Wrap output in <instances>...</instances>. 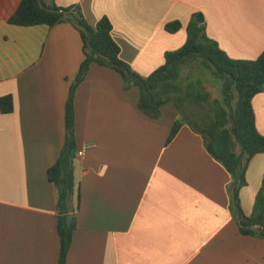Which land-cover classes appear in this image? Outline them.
Wrapping results in <instances>:
<instances>
[{
  "label": "crops",
  "instance_id": "0c3cea01",
  "mask_svg": "<svg viewBox=\"0 0 264 264\" xmlns=\"http://www.w3.org/2000/svg\"><path fill=\"white\" fill-rule=\"evenodd\" d=\"M20 1L0 0V97L12 99V111H0V264H56V188L48 169L64 144L65 103L82 42L68 22L9 24ZM41 1L79 7L90 26L107 17L120 59L142 77L185 43L194 19L232 59L264 52V0ZM175 21L180 29L167 32ZM137 99V88L124 90L117 71L96 63L75 91L76 151L91 147L73 162L79 205L65 264H264V239L239 233L230 176L202 136L183 122L167 141L176 107L166 104L152 119ZM252 108L264 135V92ZM262 181L264 153L249 161L239 190L245 216Z\"/></svg>",
  "mask_w": 264,
  "mask_h": 264
},
{
  "label": "trees",
  "instance_id": "16d2710c",
  "mask_svg": "<svg viewBox=\"0 0 264 264\" xmlns=\"http://www.w3.org/2000/svg\"><path fill=\"white\" fill-rule=\"evenodd\" d=\"M7 22L18 26L50 27L68 22L77 30L82 42L83 60L70 84L65 103L64 144L57 161L48 169V179L56 188L59 238L56 264L66 263L76 226L79 194L73 171L76 152L74 95L92 63L117 71L124 90L137 88V108L149 118H160L161 108L166 104L176 107L179 119L173 123L167 141L177 134L183 122L189 123L202 136L206 151L230 176V209L239 233L264 239V181L255 196L250 216L243 214L238 196L240 188L246 184L245 171L249 161L256 154L264 153V135L256 128L252 108L253 97L264 92V52L254 60L232 59L205 35L202 23L194 19L187 26L185 43L177 50L167 51L164 64L142 77L120 59V48L111 35V22L105 16L95 26H90L77 6L59 8L46 6L41 0H21ZM180 27L175 21L166 24L165 30L175 33ZM195 64L221 80V100L214 97L200 79L190 80L188 73L182 71L183 67L191 70ZM234 99L237 101L232 108ZM186 104L203 108L206 119L197 114L201 123L192 122L187 118ZM0 111L4 114L12 111L10 96L0 97Z\"/></svg>",
  "mask_w": 264,
  "mask_h": 264
},
{
  "label": "rangeland",
  "instance_id": "374dc122",
  "mask_svg": "<svg viewBox=\"0 0 264 264\" xmlns=\"http://www.w3.org/2000/svg\"><path fill=\"white\" fill-rule=\"evenodd\" d=\"M193 69V70H192ZM191 70H189V68L187 69L186 67H183L182 71L186 72L190 78V80H196V79H200V81L204 84V86L212 92L213 96L218 98V99H222V89L219 86L218 83H214L212 82V80H210L209 76L207 75V73H205V69L200 66L195 64L193 66ZM237 100L234 99L233 102H231V107L233 108V104H235ZM185 108V112L187 110V118L190 119L192 122H195L196 124H199L198 121V115L200 114V116H203L206 119L205 116V110L199 106H194L193 104H186Z\"/></svg>",
  "mask_w": 264,
  "mask_h": 264
},
{
  "label": "built area",
  "instance_id": "2783aa9c",
  "mask_svg": "<svg viewBox=\"0 0 264 264\" xmlns=\"http://www.w3.org/2000/svg\"><path fill=\"white\" fill-rule=\"evenodd\" d=\"M87 147L89 148V147H91V146L88 145V146H86V147L83 148V149L77 150V151L75 152V158H77V159L82 158V157L84 156V154H85V149H86Z\"/></svg>",
  "mask_w": 264,
  "mask_h": 264
},
{
  "label": "water",
  "instance_id": "95a60500",
  "mask_svg": "<svg viewBox=\"0 0 264 264\" xmlns=\"http://www.w3.org/2000/svg\"><path fill=\"white\" fill-rule=\"evenodd\" d=\"M198 23H200L201 22V20L200 19H198V20H196ZM233 150H234V146H233ZM70 220H71V216H69L68 218H67V222L69 223L70 222Z\"/></svg>",
  "mask_w": 264,
  "mask_h": 264
}]
</instances>
